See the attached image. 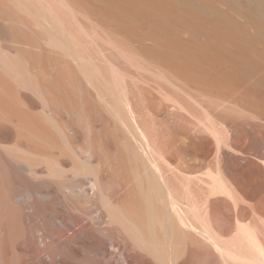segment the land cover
Wrapping results in <instances>:
<instances>
[{"label": "bare ground", "instance_id": "bare-ground-1", "mask_svg": "<svg viewBox=\"0 0 264 264\" xmlns=\"http://www.w3.org/2000/svg\"><path fill=\"white\" fill-rule=\"evenodd\" d=\"M221 2L0 0V264H264V0Z\"/></svg>", "mask_w": 264, "mask_h": 264}, {"label": "rangeland", "instance_id": "rangeland-1", "mask_svg": "<svg viewBox=\"0 0 264 264\" xmlns=\"http://www.w3.org/2000/svg\"><path fill=\"white\" fill-rule=\"evenodd\" d=\"M200 1L205 5L213 7L217 11L222 10L221 0H200ZM101 5L103 4H100V6ZM98 6L99 4L92 5L90 7L94 11L93 21H96L97 19H100V20L104 19L99 13H97ZM242 9L243 8L238 7V6L237 7H227V8H224V11L225 12L227 11L226 14L229 15L234 22L241 25L246 30V33L249 36L254 37V38L259 37L257 33L259 24L256 22V17L251 14H248V16L245 15ZM239 14H243V16H239ZM177 26L179 27L178 34L173 35V38H175L176 42L192 41L195 43H203L208 40L207 35L203 33L202 30L198 29L197 27L193 25H189L188 21L185 19H179ZM139 29L140 30L129 31L128 33H125L124 31L115 30V37H116V40L118 41L117 43L120 47L123 48L124 51H126L125 54H127V52L130 53L133 51L137 52L141 50H151V49H154L157 46V44L165 41L164 36L154 37L153 35L145 33L143 29L141 28ZM260 39L262 40V42L264 41V39L262 38ZM92 49L93 48L91 46L87 47V50H86L87 55L94 54V51ZM263 58L264 56H259L258 54H256V59L257 61H259V63L256 65V75H259L264 72ZM70 108H72V106ZM73 118L76 119L77 117H73ZM64 119L69 120L70 118L69 117L62 118V122ZM74 121H77V119ZM78 122L82 124L81 121H78Z\"/></svg>", "mask_w": 264, "mask_h": 264}]
</instances>
